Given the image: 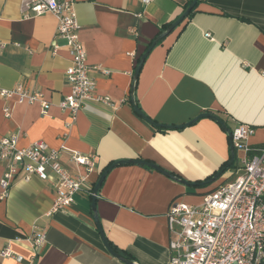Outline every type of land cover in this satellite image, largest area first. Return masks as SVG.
I'll use <instances>...</instances> for the list:
<instances>
[{
    "label": "crops",
    "instance_id": "crops-1",
    "mask_svg": "<svg viewBox=\"0 0 264 264\" xmlns=\"http://www.w3.org/2000/svg\"><path fill=\"white\" fill-rule=\"evenodd\" d=\"M22 1L0 0V88L22 85L50 106L42 115L38 104L12 99L6 118L0 100V139L15 135L20 148L42 141L59 151L71 174L77 168L68 151L93 157L94 168L66 211L50 214L54 192L47 182L33 177L12 185L0 202V251L7 245L20 260L1 257L0 264H126L101 242L91 196L112 163L134 160L175 179L139 164L113 167L96 197L99 228L133 264H168L170 204L197 205L227 177L226 170L202 184L229 162L230 144L216 121L196 118L210 113L230 130L249 126L250 155L264 148V0H199L191 18L153 47L135 82L140 57L189 0H58L74 2L95 94L112 103L86 101L74 122L57 106L70 92L63 75L70 55L55 36L56 20L50 14L24 18ZM133 103L154 123L190 124L157 128L134 112ZM234 152L237 167L245 154ZM34 230L46 237L36 256L26 241Z\"/></svg>",
    "mask_w": 264,
    "mask_h": 264
},
{
    "label": "built area",
    "instance_id": "built-area-1",
    "mask_svg": "<svg viewBox=\"0 0 264 264\" xmlns=\"http://www.w3.org/2000/svg\"><path fill=\"white\" fill-rule=\"evenodd\" d=\"M140 1L147 4L154 0ZM73 5V1L23 0L21 6L24 18L50 14L56 20L55 36L65 42L70 55V65L63 74L70 92L57 106L68 112L71 122L86 101L112 107L108 97L95 94L86 52L77 33L79 25ZM204 37L210 38V35ZM3 46L0 44V48ZM52 48L55 51L57 46ZM12 99L27 105L38 104L42 115L47 114L50 106L40 92L22 85L11 90L0 88L6 118L10 116L8 102ZM230 131L234 151L245 155L237 167L225 172L227 177L220 184L202 196L199 204L176 201L170 204L166 213L170 237L168 264H264V148L250 155L246 141L254 133L251 127L238 124ZM68 155L77 168L74 174L60 162L59 151L50 149L46 143L35 141L20 148L15 135L2 137L0 163L4 171L0 175V202L7 199L16 181L27 182L35 177L53 189L50 214L68 210L75 196L85 189L94 168L93 157L75 151H68ZM26 241L36 256L44 247L46 237L43 231L34 230ZM1 257L20 260L7 245L0 251Z\"/></svg>",
    "mask_w": 264,
    "mask_h": 264
},
{
    "label": "water",
    "instance_id": "water-1",
    "mask_svg": "<svg viewBox=\"0 0 264 264\" xmlns=\"http://www.w3.org/2000/svg\"><path fill=\"white\" fill-rule=\"evenodd\" d=\"M198 0H192L191 3L188 5V7L184 10V12L172 23V25L170 27H168L163 33H161L160 35H158L153 41L152 43L148 46V48L146 49V51L143 53V55L140 57L139 59V62H138V65L135 69V72H134V82L136 81L137 77H138V74L140 72V69L142 67V64L143 62L145 61V59L147 58V55L150 53V51L153 49V47L159 42L161 41L162 39H164L167 35H169L174 29H176L182 22L183 20L189 15L188 13H190L193 8L195 7V5L197 4ZM133 108H134V112L139 116L141 117L144 121H146L149 125H152V126H155L157 128H176V129H181V128H184L186 127L188 124L186 125H182V126H177V127H170V126H163V125H160V124H157V123H154L153 121H151L148 117H146L141 111L140 109L135 106V104L133 103ZM202 118H210V119H213L214 121H216L220 126L221 128L226 132L228 138H229V144H230V160L229 162L227 163V167H229L232 162H233V159H234V149L231 145V131L228 127H226L225 125H223L224 123L219 120L218 118H216L215 116H213L212 114L210 113H204V114H201L199 115L196 119H202ZM195 119V120H196ZM126 164H139V165H144L146 167H149L151 169H154L160 173H163L164 175H167L171 178H174L170 173L166 172V170H162L160 169L157 165L153 164V163H150L148 161H145V160H134V161H117V162H114L112 163L98 178V181L97 183L95 184L94 186V189H93V192H92V196H91V210H92V213H93V220H94V223L96 225V228L98 230V232L100 233V236H101V239H102V243L106 249V251L112 255V257L118 259L119 261L123 262V263H126V264H133L132 262L128 261L127 259L123 258L121 255H119L118 253H116L109 245L108 241L105 239L102 231H101V228H99V223H98V218H97V215H96V197H97V193H98V190L100 188L99 185H101L102 181L104 180V178L106 177L107 173L115 166H119V165H126ZM226 169H222L219 170L211 179H209L207 182L205 183H202V184H210L214 181H216L225 171ZM175 179V178H174ZM184 184L186 185H197V184H190L188 182H185V181H182Z\"/></svg>",
    "mask_w": 264,
    "mask_h": 264
},
{
    "label": "trees",
    "instance_id": "trees-1",
    "mask_svg": "<svg viewBox=\"0 0 264 264\" xmlns=\"http://www.w3.org/2000/svg\"><path fill=\"white\" fill-rule=\"evenodd\" d=\"M191 1L192 0H189V1H186V3L184 4V6H183V10H185L187 7H188V5L191 3ZM199 1V0H198ZM198 3V2H197ZM196 6H197V4L195 5V7L193 8V10L190 12V13H188L189 15L183 20V21H185V20H188V19H190L191 18V16L193 15V12H194V10H195V8H196ZM173 23V22H172ZM172 23H170V24H168V25H166V26H164L163 27V29H162V31L160 32V34L161 33H163L168 27H170L171 25H172ZM159 34V35H160ZM160 42V41H159ZM152 43V42H151ZM135 106H137L136 104H135ZM228 163V162H227ZM227 163H225L224 165H222L221 166V168L222 169H226V170H228V169H232L233 167H235L234 166V161L232 162V164L229 166V167H227ZM221 168H220V170H221ZM225 170V171H226ZM224 171V172H225ZM216 173H214L213 175H212V177L215 175ZM211 178V177H210ZM111 246V245H110ZM114 250V249H113Z\"/></svg>",
    "mask_w": 264,
    "mask_h": 264
}]
</instances>
